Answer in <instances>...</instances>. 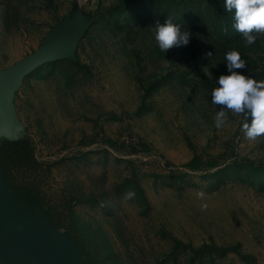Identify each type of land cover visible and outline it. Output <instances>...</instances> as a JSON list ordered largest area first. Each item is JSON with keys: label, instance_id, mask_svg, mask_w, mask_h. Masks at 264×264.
Instances as JSON below:
<instances>
[{"label": "rangeland", "instance_id": "374dc122", "mask_svg": "<svg viewBox=\"0 0 264 264\" xmlns=\"http://www.w3.org/2000/svg\"><path fill=\"white\" fill-rule=\"evenodd\" d=\"M223 5L0 0V181L81 264H264V134L210 95L232 49L264 79V34ZM167 16L191 35L164 53Z\"/></svg>", "mask_w": 264, "mask_h": 264}, {"label": "clouds", "instance_id": "9594fccd", "mask_svg": "<svg viewBox=\"0 0 264 264\" xmlns=\"http://www.w3.org/2000/svg\"><path fill=\"white\" fill-rule=\"evenodd\" d=\"M223 6L228 12H234V28L242 34L245 44L255 43L256 34H264V0H224ZM190 35L189 30H182L171 16L163 23L157 21L155 24V40L164 53L170 48L187 45ZM224 59L227 72L215 80L216 86L210 94L211 102L222 106L216 111L215 126L221 128L226 120V110H231L240 117V130L244 136L255 139L264 134V79L235 71L246 66L237 50L227 51Z\"/></svg>", "mask_w": 264, "mask_h": 264}, {"label": "crops", "instance_id": "0c3cea01", "mask_svg": "<svg viewBox=\"0 0 264 264\" xmlns=\"http://www.w3.org/2000/svg\"><path fill=\"white\" fill-rule=\"evenodd\" d=\"M0 264H81L45 217L15 206L0 181Z\"/></svg>", "mask_w": 264, "mask_h": 264}, {"label": "trees", "instance_id": "16d2710c", "mask_svg": "<svg viewBox=\"0 0 264 264\" xmlns=\"http://www.w3.org/2000/svg\"><path fill=\"white\" fill-rule=\"evenodd\" d=\"M4 179V178H3ZM6 181V179H5ZM7 184L8 192L12 202L16 206H22L24 210L29 212L31 215H42L47 218L46 213L43 210L37 208L38 199L25 194V189L22 186H10ZM51 227H54L49 221H47Z\"/></svg>", "mask_w": 264, "mask_h": 264}, {"label": "water", "instance_id": "95a60500", "mask_svg": "<svg viewBox=\"0 0 264 264\" xmlns=\"http://www.w3.org/2000/svg\"><path fill=\"white\" fill-rule=\"evenodd\" d=\"M9 197H10V195H9ZM11 199V198H10ZM12 201V200H11ZM14 204V203H13ZM15 205V204H14ZM16 206V205H15ZM17 207H19V206H17ZM19 208H21V207H19ZM21 209H23V208H21ZM24 210V209H23ZM26 211V210H25ZM27 212V211H26ZM28 214H30L29 212H27Z\"/></svg>", "mask_w": 264, "mask_h": 264}]
</instances>
